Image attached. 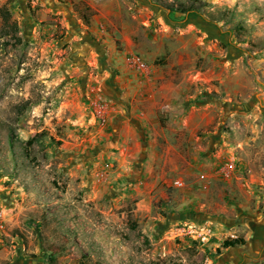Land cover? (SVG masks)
<instances>
[{
    "label": "rangeland",
    "instance_id": "obj_1",
    "mask_svg": "<svg viewBox=\"0 0 264 264\" xmlns=\"http://www.w3.org/2000/svg\"><path fill=\"white\" fill-rule=\"evenodd\" d=\"M128 86L167 89L161 125L130 116ZM249 205L264 213V0H0L8 264H212L244 233L206 219Z\"/></svg>",
    "mask_w": 264,
    "mask_h": 264
},
{
    "label": "crops",
    "instance_id": "obj_2",
    "mask_svg": "<svg viewBox=\"0 0 264 264\" xmlns=\"http://www.w3.org/2000/svg\"><path fill=\"white\" fill-rule=\"evenodd\" d=\"M166 90L164 86H128L122 92L126 100L130 103L129 109L132 112L130 116L136 120L138 125H161V111L164 108L167 109L162 100L167 99ZM144 93L147 95L149 94V97H142ZM179 111L180 114H184L185 117L178 118L171 115L170 122H175L183 127H187L191 124L190 116L185 112L184 108H180ZM206 221L216 222L212 230V236L214 237L222 233V226L220 223H226L227 225H236V230L243 232L244 239L246 240L243 245L223 249L220 254L215 256L212 264H257L260 261H264V213L258 209H252L249 205L242 209H238L237 216L233 219L221 215H212L208 216ZM230 236L237 237L234 232H231ZM215 246L216 248L220 247V243L215 241ZM3 254L4 253L0 251V264H8L5 259H2L4 256ZM23 263L25 264V262Z\"/></svg>",
    "mask_w": 264,
    "mask_h": 264
},
{
    "label": "trees",
    "instance_id": "obj_3",
    "mask_svg": "<svg viewBox=\"0 0 264 264\" xmlns=\"http://www.w3.org/2000/svg\"><path fill=\"white\" fill-rule=\"evenodd\" d=\"M10 2L14 1V0H9ZM190 10V8L187 9H183V11H187ZM2 15L4 18L7 19L8 16V11L7 9L4 7L1 9ZM246 242V240L243 237H227L226 239H224L220 245V247L217 248V253L220 254L222 252L223 249L229 248V247H236V246H240L243 245ZM174 264H182V263H174Z\"/></svg>",
    "mask_w": 264,
    "mask_h": 264
},
{
    "label": "built area",
    "instance_id": "obj_4",
    "mask_svg": "<svg viewBox=\"0 0 264 264\" xmlns=\"http://www.w3.org/2000/svg\"><path fill=\"white\" fill-rule=\"evenodd\" d=\"M233 168H234V166H233V164L232 163H230V164H228L227 166H226V168H225V174L227 175V176H229L230 174H231V171L233 170Z\"/></svg>",
    "mask_w": 264,
    "mask_h": 264
}]
</instances>
